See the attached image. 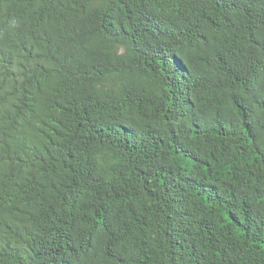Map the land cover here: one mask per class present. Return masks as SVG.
<instances>
[{
    "label": "trees",
    "instance_id": "obj_1",
    "mask_svg": "<svg viewBox=\"0 0 264 264\" xmlns=\"http://www.w3.org/2000/svg\"><path fill=\"white\" fill-rule=\"evenodd\" d=\"M264 264V0H0V264Z\"/></svg>",
    "mask_w": 264,
    "mask_h": 264
},
{
    "label": "clouds",
    "instance_id": "obj_2",
    "mask_svg": "<svg viewBox=\"0 0 264 264\" xmlns=\"http://www.w3.org/2000/svg\"><path fill=\"white\" fill-rule=\"evenodd\" d=\"M27 249H21L18 252L12 254L14 257V261L10 262L9 264H21L22 261L26 263L27 256H26Z\"/></svg>",
    "mask_w": 264,
    "mask_h": 264
}]
</instances>
